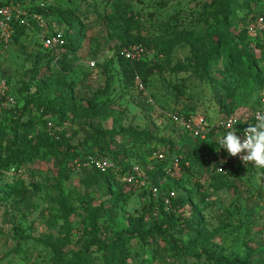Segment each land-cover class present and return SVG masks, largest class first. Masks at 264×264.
<instances>
[{"label":"rangeland","instance_id":"obj_1","mask_svg":"<svg viewBox=\"0 0 264 264\" xmlns=\"http://www.w3.org/2000/svg\"><path fill=\"white\" fill-rule=\"evenodd\" d=\"M24 4L58 9L59 14L45 19L46 26L69 36L75 29L79 49L66 50L61 63L52 66L36 34L30 33L6 52L0 47V75L13 99L11 106L0 109V152L12 141L14 129L20 143L22 137L29 139L42 129L35 123L40 112L32 106L23 109L27 100L39 96L38 88L56 91L53 87L58 83L61 93L72 95L69 107L63 109L66 119L60 113L45 117L46 130L61 146L59 154L0 176V264H51L54 254L77 253L85 245L91 214L98 224L111 220L105 237L123 230L146 233L154 226L151 197L108 182L85 186V176L73 171L71 155L80 159L100 152L134 165L151 158L148 150L155 146L164 150L165 157L150 165L166 172L194 146L181 130L180 119H202L211 129L223 106L238 121L253 111L264 112L263 83L237 70L225 71L216 59L206 76L201 70L195 74L196 56L205 54V43L182 42L167 54L151 48V41L172 39L184 31L211 33L208 25L214 23L221 0H25ZM115 4L125 5L136 19L139 27H132L130 33L149 41L144 60L156 67L141 87L136 79L131 85L125 83L118 65L125 46L113 26ZM232 4L229 19L238 28L243 27L246 6L253 9L251 16L264 13V0H233ZM235 26L230 27L233 33ZM174 84L182 85V96L173 90ZM232 88L236 93L229 101L224 90ZM214 137L219 141L222 135L215 130ZM202 170L198 162L189 160L184 168L174 169L172 178L164 172L158 183L162 192L176 193L174 217L189 221L195 212L201 226L190 234L176 233L172 239L149 236L145 242L128 241L126 264H219L222 260L264 264V169H242L219 182L209 180ZM18 181L23 185L17 186ZM113 199L118 200L116 212L110 210Z\"/></svg>","mask_w":264,"mask_h":264},{"label":"trees","instance_id":"obj_2","mask_svg":"<svg viewBox=\"0 0 264 264\" xmlns=\"http://www.w3.org/2000/svg\"><path fill=\"white\" fill-rule=\"evenodd\" d=\"M233 0H221V5L219 7L218 14L214 18V23L208 25V28L212 31L206 33H193L191 31H184L180 33L178 36H175L172 39L163 40L161 38H157L150 42L151 48L156 50L158 53H169L175 45L180 44L182 42L188 43L191 46H201L205 43V47L202 51L205 52L202 56H196L198 60V65L196 66L194 72L195 74H199V70H201L200 74L207 75L208 70L210 69L213 60L222 61V66L225 71L237 70L239 71L245 78L250 79L253 82L259 81V83L264 84V39L260 37L257 33H251L249 31V22H253L255 20V16H251L253 13V9H250L249 6H246L248 10L246 15L241 19L243 23V27H237V24H234V20L231 21L229 17L232 15V11L234 10V5L232 4ZM25 0H13V1H3L0 3L2 5L9 4H20L24 6ZM114 6V19L116 23L114 26V30L117 31L120 35L122 45L125 48H128L133 45H141L146 47V44L149 43L148 40H142L139 37H134L130 33V29L132 27L138 28V23L136 19L133 17L131 13H127L125 5H113ZM30 13L41 15L44 19L52 14L57 15L60 12L58 9H53L48 6H40L37 4L35 6L26 7ZM258 17L264 18L263 11L259 12ZM103 19L107 24H112V20L109 16H104ZM236 25V32H231L230 27ZM248 25V26H247ZM69 28H71V24L69 23ZM238 28V29H237ZM71 30V29H70ZM30 33L37 35L36 28H27L25 26L14 25L13 34L11 38V44H16L23 40L24 37L29 35ZM64 39V45L62 47V52L60 58L54 63V57L52 56L51 51L44 50L42 45L39 42V46L45 52L46 61L52 66L58 65L61 63L63 56L67 51L71 53H75L79 49V45L77 43V34L76 30L73 29L71 35L69 36L66 33H62ZM145 45V46H144ZM221 50L219 53L216 51ZM207 53V54H206ZM118 65L120 67V71L124 77V82L131 85L135 82L136 77L139 79L141 84H145L149 77L151 76L154 68L156 66H149L145 60L140 61H127L122 57L118 58ZM234 66V67H231ZM231 67V68H230ZM263 71V73H262ZM262 75V77H261ZM1 76V75H0ZM2 77V76H1ZM208 77V76H207ZM212 82V81H210ZM173 90L179 95H183L182 85L174 84L172 85ZM56 91L51 89L49 90H41L38 88L36 92L39 93V96L36 98H32L27 100L23 109L26 110L28 107L32 106L37 111L40 112L39 118L35 121V123L41 124L42 129L36 132L31 138L27 139L26 136L22 137L23 140L19 141V133L16 129L13 131V139L10 143L6 144L0 152V176L3 173H7L9 171H16L17 169L25 166L31 161L37 159H43L48 155H58L59 148L61 146L50 134V130H46L47 120L45 117L50 113H60L61 119H66L65 111L63 110L65 107H69V101L72 99L71 92L61 93V88L59 84L56 83L53 87ZM225 97L229 101H232L234 95L236 93V88L225 89ZM50 94H55L54 97L51 98ZM222 110L223 114H230V110L225 108ZM256 112V111H255ZM252 114L248 117H251ZM215 130L211 129L205 140H195L194 146L192 150L185 156L182 160L177 161V166L184 168L186 161H196L198 162L199 169H203L202 171L207 175L209 180H213L214 182L222 181L228 178V176H236L243 168L239 166H233L230 172L226 175L215 174L210 171L208 163L205 161V157L209 155H213L214 152L220 148L218 140H215ZM1 131H0V141ZM163 151V149H159L155 146L149 147L148 154L152 155L157 151ZM102 156L106 157L111 161L117 162L119 165H122L126 170L130 168L132 164L120 161L117 159H111L105 154H101L100 152L96 153H88L83 157L79 158L78 154L71 155V163L75 160H83L87 156ZM136 164L147 166L150 165L148 159L145 162H137ZM153 166L151 171H148V176L151 183L157 187L159 183V177L164 174L165 171H161L159 167ZM84 175L83 183L87 187H93L98 184L111 183L116 186L126 187L131 192H135L132 187H128L125 184L117 183L114 176L110 173L101 174L94 170H83L79 175ZM166 175V172H165ZM17 186L23 185L20 181L16 183ZM218 184H216L217 186ZM201 186H198L200 189ZM141 196H149L151 195L146 192H140ZM201 199L204 201V195L200 194ZM153 206L155 211V223L152 229L148 230L146 233L139 231H130L123 230L115 234L114 236L105 237L104 230L111 224V220L108 221L106 219L101 224H98L97 218L94 215H89L88 222L86 226V231H84L85 236V245L81 250H79L75 254H71L70 256L56 255L54 254L51 258V264H126L129 260V253L126 250V243L128 241L137 239L141 242H145L149 236L154 238H162V239H172L174 238V234H190L191 232L197 230L199 226H201V219L198 214L192 212V217L189 221L181 220L179 217H174L173 212L176 207V197L172 201L171 209L166 212L164 211L162 204L159 200H154ZM115 202L111 206L113 212L117 210V199H113ZM173 209V210H172ZM205 253V252H204ZM207 259L212 261V256L209 253H205ZM219 264H250L247 261H226L222 260Z\"/></svg>","mask_w":264,"mask_h":264},{"label":"built area","instance_id":"obj_3","mask_svg":"<svg viewBox=\"0 0 264 264\" xmlns=\"http://www.w3.org/2000/svg\"><path fill=\"white\" fill-rule=\"evenodd\" d=\"M26 6L20 4L2 5L0 3V47L2 52H6L11 44V38L13 34L14 25L25 26L27 28H36L37 37L39 39L42 48L52 52L54 57V63L61 56L62 47L64 45V39L62 33L57 30H50L46 26L45 19L41 15L30 13L26 10ZM43 6V5H40ZM249 31L251 33H257L264 39V18L256 17L254 24L249 25ZM146 50L141 45H133L128 48H122L119 55L127 61H140L144 60ZM138 80V85L141 87V82ZM264 98V92L262 93ZM13 103V99L9 94V87L7 81L0 76V109H5ZM264 114L262 111H256L251 117H247L242 121H238L234 116L221 114L214 127L211 129L217 130L221 135H225L231 128H236V135L243 142L244 131L257 123L256 114ZM177 120L176 118H174ZM178 124L183 131L184 135L192 140H205L210 133L211 129H208V125L200 119L197 122L185 121L180 119ZM50 126V124H48ZM165 154L163 151H157L151 155L148 159L151 161L164 160ZM205 161L208 163L210 171L219 174L226 175L230 172L233 166H239L243 169H258L252 163H244L240 160L239 156L231 157L227 151L223 148L218 149L213 155L205 157ZM177 168V164H173L171 168L166 169V176L172 178L173 171ZM153 169L152 165L142 166L139 164L131 165L129 169H125L117 162L111 161L102 156H87L83 160H75L73 162V171L80 174L83 170H94L101 174L110 173L114 176L117 183L125 184L128 187H132L136 192L146 191L154 200H159L162 204L164 211L168 212L172 207V201L176 197L174 191L162 192L161 188L153 185L149 179L148 171ZM222 170V171H219Z\"/></svg>","mask_w":264,"mask_h":264},{"label":"clouds","instance_id":"obj_4","mask_svg":"<svg viewBox=\"0 0 264 264\" xmlns=\"http://www.w3.org/2000/svg\"><path fill=\"white\" fill-rule=\"evenodd\" d=\"M257 123L244 131V139L236 135V128H231L219 139L220 148L231 157L239 156L244 163H252L256 168L264 169V114H256ZM222 171V170H219Z\"/></svg>","mask_w":264,"mask_h":264}]
</instances>
